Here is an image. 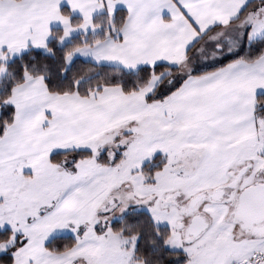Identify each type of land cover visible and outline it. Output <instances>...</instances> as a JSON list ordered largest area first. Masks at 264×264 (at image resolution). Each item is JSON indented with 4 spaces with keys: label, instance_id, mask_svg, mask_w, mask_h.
I'll return each instance as SVG.
<instances>
[{
    "label": "snow or ice",
    "instance_id": "6c2138e0",
    "mask_svg": "<svg viewBox=\"0 0 264 264\" xmlns=\"http://www.w3.org/2000/svg\"><path fill=\"white\" fill-rule=\"evenodd\" d=\"M0 264H264V0H0Z\"/></svg>",
    "mask_w": 264,
    "mask_h": 264
}]
</instances>
